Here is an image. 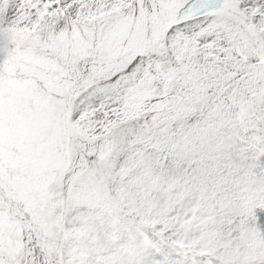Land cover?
<instances>
[{"label": "snow or ice", "instance_id": "snow-or-ice-1", "mask_svg": "<svg viewBox=\"0 0 264 264\" xmlns=\"http://www.w3.org/2000/svg\"><path fill=\"white\" fill-rule=\"evenodd\" d=\"M0 264H264V0H0Z\"/></svg>", "mask_w": 264, "mask_h": 264}]
</instances>
